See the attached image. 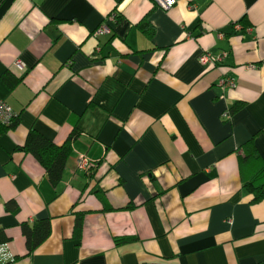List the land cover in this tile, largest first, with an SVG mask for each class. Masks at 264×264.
I'll return each instance as SVG.
<instances>
[{"label": "crops", "instance_id": "0c3cea01", "mask_svg": "<svg viewBox=\"0 0 264 264\" xmlns=\"http://www.w3.org/2000/svg\"><path fill=\"white\" fill-rule=\"evenodd\" d=\"M0 98L17 117L0 264H264L245 186L264 166V0H0ZM32 129L71 144L56 185L23 148ZM45 218L29 253L22 226Z\"/></svg>", "mask_w": 264, "mask_h": 264}, {"label": "trees", "instance_id": "16d2710c", "mask_svg": "<svg viewBox=\"0 0 264 264\" xmlns=\"http://www.w3.org/2000/svg\"><path fill=\"white\" fill-rule=\"evenodd\" d=\"M236 106L237 105H233L231 110H234ZM16 121L17 117L15 115L13 122L9 126H4L0 123V133L13 127ZM23 148L34 155L44 166L53 184L56 185L62 180L68 158L71 155V144L69 141L63 145H57L43 134L32 129L28 134L27 141ZM251 157V154L246 155L245 158H243V163L250 162ZM253 163L255 165V170L251 177L245 181V186L252 192L253 202H259L264 200V166L258 159H255ZM80 226L81 218L78 219L76 229V233L78 234L80 232ZM22 229L26 236L27 247L30 253L50 235L51 221L49 218L41 219L36 221L33 225L24 224ZM4 241H6L4 232L0 230V242Z\"/></svg>", "mask_w": 264, "mask_h": 264}, {"label": "built area", "instance_id": "2783aa9c", "mask_svg": "<svg viewBox=\"0 0 264 264\" xmlns=\"http://www.w3.org/2000/svg\"><path fill=\"white\" fill-rule=\"evenodd\" d=\"M156 4L164 9L168 10L171 7L175 6L177 3V0H154ZM104 28H100L98 31H102ZM223 56H213L209 52H205L200 56V61L204 65H216L220 60H222ZM17 65L22 67L23 64L21 62H17ZM221 84H225L228 87H234L235 82L231 78H224L221 81ZM15 116L14 111L12 108L0 98V123L4 126H9L13 122V118ZM225 116H228V113L225 114ZM96 162L92 161L90 158H88L86 155L82 154L78 159V167L82 170L88 171L95 167ZM0 257L3 260H10L13 259V254L8 252V246L6 243L0 244Z\"/></svg>", "mask_w": 264, "mask_h": 264}]
</instances>
